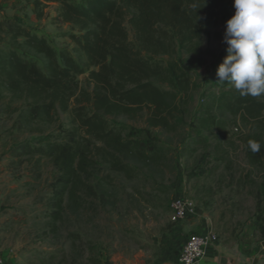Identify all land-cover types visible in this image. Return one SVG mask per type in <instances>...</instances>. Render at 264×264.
I'll return each mask as SVG.
<instances>
[{"label":"rangeland","instance_id":"rangeland-1","mask_svg":"<svg viewBox=\"0 0 264 264\" xmlns=\"http://www.w3.org/2000/svg\"><path fill=\"white\" fill-rule=\"evenodd\" d=\"M34 1L0 0V62L14 52L48 72L43 55L8 33L7 25L15 23L85 65L69 38L76 30L56 18L59 5L35 7ZM234 13L233 1L225 0L216 25L200 39L182 51L176 48L171 58H156L164 65L176 62L187 79L183 91L152 80L169 95L168 129L147 126V107L134 115L105 116L124 129L122 137L130 130L149 131L157 150L148 161L92 153L86 172L65 183L68 178L49 159L15 155L17 145L40 137L67 142L66 133L76 132L78 123L71 108L57 110L50 120L32 119V101L8 90L0 78V256L5 264H158L172 238L170 204L178 196L194 203L220 241L264 243V162L253 165L246 157V139L264 141V131L218 107L221 95L234 93L216 76L227 55L226 21ZM77 80L82 90H93L87 74ZM261 259L264 264V250Z\"/></svg>","mask_w":264,"mask_h":264},{"label":"trees","instance_id":"trees-1","mask_svg":"<svg viewBox=\"0 0 264 264\" xmlns=\"http://www.w3.org/2000/svg\"><path fill=\"white\" fill-rule=\"evenodd\" d=\"M74 1L35 0L34 4L59 5L56 18L76 30L69 38L86 59L85 65L78 64L65 50L56 53L44 39L15 23L7 25L8 33L23 38L28 47L43 55L49 62L48 72L43 73L36 63L14 52L0 62V78L7 89L34 104L29 111L32 119L50 120L57 110L65 112L71 108L78 130L66 133L67 142L51 143L46 136L22 142L14 149L18 156L49 159L68 178L65 183L86 172L92 153L103 155L111 151L139 161L153 158L157 147L149 131L130 130L122 137L124 129H116L105 116L134 115L147 107L151 112L147 126L168 129L169 95L152 80L177 85L183 91L187 89V79L178 73L182 68L177 69L176 62L164 65L163 60L156 58H171L177 50L200 39L205 30L216 25L225 0ZM85 74L94 85L90 93L82 90L77 80ZM219 98L221 110L238 117L244 125L264 131V94L241 96L234 88L229 97ZM77 132L82 134L80 139ZM246 140L248 162L262 164L264 141L260 136ZM249 140L260 143L258 152L250 150ZM118 170L124 171L122 167Z\"/></svg>","mask_w":264,"mask_h":264},{"label":"clouds","instance_id":"clouds-1","mask_svg":"<svg viewBox=\"0 0 264 264\" xmlns=\"http://www.w3.org/2000/svg\"><path fill=\"white\" fill-rule=\"evenodd\" d=\"M235 13L226 21L227 55L219 65L218 82L231 84L241 96L264 94V0H233ZM251 151L260 143L248 141Z\"/></svg>","mask_w":264,"mask_h":264},{"label":"crops","instance_id":"crops-1","mask_svg":"<svg viewBox=\"0 0 264 264\" xmlns=\"http://www.w3.org/2000/svg\"><path fill=\"white\" fill-rule=\"evenodd\" d=\"M173 230L168 245V250L159 259L158 264H178L177 256L184 242L191 236L208 232V227L199 215L188 220L172 223ZM264 243L258 246H250L246 242H234L232 240L218 241L210 245L204 258L198 264H262V251Z\"/></svg>","mask_w":264,"mask_h":264},{"label":"built area","instance_id":"built-area-1","mask_svg":"<svg viewBox=\"0 0 264 264\" xmlns=\"http://www.w3.org/2000/svg\"><path fill=\"white\" fill-rule=\"evenodd\" d=\"M195 215L196 207L190 199L178 196L172 200L170 204V221L172 223L188 220ZM217 241V235L211 231L191 235L184 242L178 253V264H198L204 258L207 248ZM0 264H5L1 256Z\"/></svg>","mask_w":264,"mask_h":264}]
</instances>
